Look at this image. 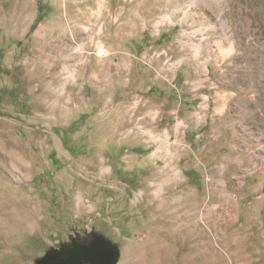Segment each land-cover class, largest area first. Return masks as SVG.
I'll list each match as a JSON object with an SVG mask.
<instances>
[{"label": "rangeland", "instance_id": "rangeland-1", "mask_svg": "<svg viewBox=\"0 0 264 264\" xmlns=\"http://www.w3.org/2000/svg\"><path fill=\"white\" fill-rule=\"evenodd\" d=\"M104 243L264 264V0H0V264Z\"/></svg>", "mask_w": 264, "mask_h": 264}, {"label": "water", "instance_id": "water-1", "mask_svg": "<svg viewBox=\"0 0 264 264\" xmlns=\"http://www.w3.org/2000/svg\"><path fill=\"white\" fill-rule=\"evenodd\" d=\"M119 253L114 247L104 243L103 247L97 249L94 254L90 251H82L80 254L74 253L71 256L65 257V253H57L53 258H48L44 264H117Z\"/></svg>", "mask_w": 264, "mask_h": 264}, {"label": "trees", "instance_id": "trees-1", "mask_svg": "<svg viewBox=\"0 0 264 264\" xmlns=\"http://www.w3.org/2000/svg\"><path fill=\"white\" fill-rule=\"evenodd\" d=\"M42 8H43V6H42V4L40 3L39 4V12H40V15L38 16V18L36 19V22L34 23V25L32 26V31H34L35 29H36V27H37V25L40 23V21L42 20V16H41V12H42Z\"/></svg>", "mask_w": 264, "mask_h": 264}, {"label": "bare ground", "instance_id": "bare-ground-1", "mask_svg": "<svg viewBox=\"0 0 264 264\" xmlns=\"http://www.w3.org/2000/svg\"><path fill=\"white\" fill-rule=\"evenodd\" d=\"M248 121V120H247ZM226 197V196H225ZM229 198V197H228ZM226 199H227V197H226ZM225 200V199H224ZM191 217H193L194 219L193 220H196V218H197V212L196 213H194V214H192V216Z\"/></svg>", "mask_w": 264, "mask_h": 264}]
</instances>
